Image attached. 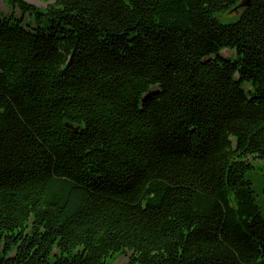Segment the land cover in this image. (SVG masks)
I'll return each mask as SVG.
<instances>
[{
	"label": "trees",
	"instance_id": "16d2710c",
	"mask_svg": "<svg viewBox=\"0 0 264 264\" xmlns=\"http://www.w3.org/2000/svg\"><path fill=\"white\" fill-rule=\"evenodd\" d=\"M40 1L2 0L0 264H264V0Z\"/></svg>",
	"mask_w": 264,
	"mask_h": 264
},
{
	"label": "rangeland",
	"instance_id": "374dc122",
	"mask_svg": "<svg viewBox=\"0 0 264 264\" xmlns=\"http://www.w3.org/2000/svg\"><path fill=\"white\" fill-rule=\"evenodd\" d=\"M22 1H24L28 5L34 6L35 8L39 9L41 12H43L47 4L50 3V2L45 3L40 0H22ZM10 12L11 10L9 9V7L5 3H3L2 0H0V18L5 17L6 15H10ZM240 12H241V9H236V10L233 9L232 11L226 14L218 15L216 19L220 24H223V25L232 24L237 19ZM17 13H18L17 11L14 12L15 16L19 17ZM27 21L28 20L26 19L25 22ZM221 54L227 57L231 56V53L226 52V51L221 52ZM251 163L253 164V167L255 169V180L253 184L255 200H256L258 207L260 208L262 216L264 217V202L261 198L263 187H262V184L257 185L258 181H264V167H262V165L260 164L258 160H251ZM108 264H127V257L125 255H117L113 259L109 260Z\"/></svg>",
	"mask_w": 264,
	"mask_h": 264
},
{
	"label": "water",
	"instance_id": "95a60500",
	"mask_svg": "<svg viewBox=\"0 0 264 264\" xmlns=\"http://www.w3.org/2000/svg\"><path fill=\"white\" fill-rule=\"evenodd\" d=\"M248 0H242L241 2H240V4L234 9V10H236V9H243V8H247L248 7Z\"/></svg>",
	"mask_w": 264,
	"mask_h": 264
}]
</instances>
